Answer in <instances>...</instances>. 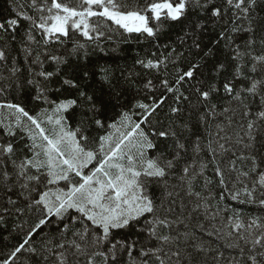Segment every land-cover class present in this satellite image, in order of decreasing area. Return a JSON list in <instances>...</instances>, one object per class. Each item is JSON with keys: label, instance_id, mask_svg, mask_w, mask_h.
Masks as SVG:
<instances>
[{"label": "snow or ice", "instance_id": "6c2138e0", "mask_svg": "<svg viewBox=\"0 0 264 264\" xmlns=\"http://www.w3.org/2000/svg\"><path fill=\"white\" fill-rule=\"evenodd\" d=\"M0 264H264V0H4Z\"/></svg>", "mask_w": 264, "mask_h": 264}, {"label": "trees", "instance_id": "16d2710c", "mask_svg": "<svg viewBox=\"0 0 264 264\" xmlns=\"http://www.w3.org/2000/svg\"><path fill=\"white\" fill-rule=\"evenodd\" d=\"M4 4V0H0V6ZM248 211L252 212L253 214H258V210L256 208H250Z\"/></svg>", "mask_w": 264, "mask_h": 264}]
</instances>
